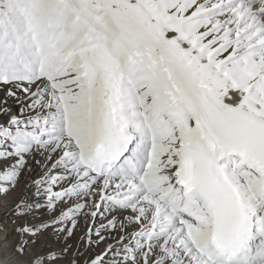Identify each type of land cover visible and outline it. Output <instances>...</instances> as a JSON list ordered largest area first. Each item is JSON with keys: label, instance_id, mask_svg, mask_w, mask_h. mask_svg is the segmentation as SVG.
<instances>
[{"label": "snow or ice", "instance_id": "6c2138e0", "mask_svg": "<svg viewBox=\"0 0 264 264\" xmlns=\"http://www.w3.org/2000/svg\"><path fill=\"white\" fill-rule=\"evenodd\" d=\"M0 264H264V0H0Z\"/></svg>", "mask_w": 264, "mask_h": 264}]
</instances>
